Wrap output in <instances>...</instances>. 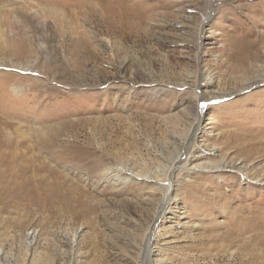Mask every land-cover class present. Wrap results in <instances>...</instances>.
Masks as SVG:
<instances>
[{
  "label": "rangeland",
  "instance_id": "obj_1",
  "mask_svg": "<svg viewBox=\"0 0 264 264\" xmlns=\"http://www.w3.org/2000/svg\"><path fill=\"white\" fill-rule=\"evenodd\" d=\"M0 4V264H264V0Z\"/></svg>",
  "mask_w": 264,
  "mask_h": 264
},
{
  "label": "bare ground",
  "instance_id": "obj_2",
  "mask_svg": "<svg viewBox=\"0 0 264 264\" xmlns=\"http://www.w3.org/2000/svg\"><path fill=\"white\" fill-rule=\"evenodd\" d=\"M7 6L5 4H0V37H4L5 38L7 37V33H4L5 29L4 28L5 26L8 27L9 25L7 24H10L12 22V19H11V14L9 12V10L6 8ZM15 21H13L14 23ZM14 30V29H12ZM242 60V59H241ZM204 105V104H203ZM204 110V106L202 107V111ZM117 172H114L112 171L111 176L113 177V179H116L118 178L117 176H120L119 178H123V179H127L128 177H130L129 175H126L124 172L116 169ZM121 173V174H120ZM167 186V185H166ZM157 220H158V217L155 219V221L153 222V226H151V229L154 228V226L156 225L157 223ZM149 253V251H148Z\"/></svg>",
  "mask_w": 264,
  "mask_h": 264
}]
</instances>
